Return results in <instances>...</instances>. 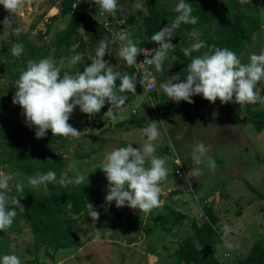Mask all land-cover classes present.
I'll return each mask as SVG.
<instances>
[{"label":"rangeland","instance_id":"obj_1","mask_svg":"<svg viewBox=\"0 0 264 264\" xmlns=\"http://www.w3.org/2000/svg\"><path fill=\"white\" fill-rule=\"evenodd\" d=\"M76 1L85 4V0ZM141 2L143 10L135 9L132 0H119L116 11H120L119 17L126 21L128 35L142 51L140 42L144 37L143 19L147 9L144 2ZM176 2L177 0H166L160 5L173 11ZM86 4L87 10L95 8L94 4ZM255 4H264V0H249V3L243 5L237 0L238 7L230 10L228 14L231 19L236 13L252 14L261 18L262 30L254 38L253 44L245 49L242 63L247 62L249 54L264 50V11L253 8ZM60 7L61 0H22V6L13 19L0 6V39L3 43H9L11 36L19 38L21 34L26 40L39 42V36H43L50 28L49 34L42 41L51 45L56 34L65 28L68 17L51 22V17L59 14ZM106 16L110 15L106 14L104 17ZM5 17L13 19V22L2 23ZM104 17H100L96 10L95 20L104 22L108 19L107 17L101 21ZM16 27L21 28L18 34L12 31ZM83 32L82 29L80 33ZM188 37L190 44L192 41ZM103 40L112 41L107 37ZM173 40L174 38L170 40L166 67L159 72L151 67L141 94L115 108L114 117L105 116L103 123L91 127L90 124H94L93 116L87 115L74 127L80 132L79 136L69 138L62 150L59 149V143H51L48 139L40 140L44 146H53L56 154L63 153L64 167L60 173L63 185L72 191H82L87 198L96 201L104 198L106 193L107 181L103 171L99 169L103 154L113 147L139 142L138 130L150 121H155L160 132L155 154L168 157V174L160 182V206L145 214L127 206L118 208L114 201L109 202L123 215H130L140 231H126V228L113 230L104 222L97 223L91 218L81 219L75 226H65L72 245L66 247L45 244L38 250L35 249L34 239L41 242L44 237L21 218L18 220L16 232H10L8 228L0 231L2 240L8 242L9 252L17 254L21 258V264H178L175 252L180 242L192 237L194 224L199 226L207 221V211H211L218 219L213 237L217 264H236L237 260L247 255L253 244L261 243L264 246V214L260 211L264 197V131H256L247 120L246 113L249 108L264 111V106L241 105L239 117L234 118L217 99L193 118L178 113L163 114L164 106L174 102L160 88L161 83L176 82L178 76L169 74L172 58H176L177 64L182 68L191 59L187 57L190 58L187 60L183 56L181 49L184 46L181 42H177L176 46ZM117 48L114 42L108 43L105 57L113 55L114 65L118 69L125 63L117 56ZM140 55L144 53L137 54ZM87 56L91 59L93 53L89 52ZM8 63L5 59L0 62V173L4 174L16 172L15 167L8 163L11 159V149L7 147L9 142L12 141L15 145L26 135L32 137L33 131L25 126L22 111L16 115L10 114V109L15 106L12 100L3 101L14 88L11 75L4 73L11 67ZM23 64L24 61L19 68L20 72L26 66ZM77 64L81 66H77V69L83 70V65L88 63L80 61ZM74 68L75 65L71 68L65 65L61 71L70 73ZM13 70L17 71L16 68ZM136 79L139 81L140 78L136 75ZM150 83L155 84L153 92L146 90ZM257 86L261 89L260 94L264 96V86ZM103 107L107 110L109 105L105 103ZM76 111H79L78 107L71 114ZM129 120L140 122V127H127L128 124L117 126ZM86 121L90 123L88 126L84 124ZM104 140L107 141L103 143ZM169 141L174 150L169 147ZM197 142L209 145V154L214 158L216 167L209 171L202 164L199 166V176L187 177L188 170L194 167L190 153ZM100 146L102 147L98 149ZM132 146L137 147L134 143ZM92 148H97L98 151L87 159L80 160L74 155L75 152L88 153ZM177 159L180 165L176 164ZM81 173L88 175L87 180L80 185H74L72 178ZM15 179H21V175L18 173ZM14 182H10L11 193L15 190ZM225 223L233 229L225 237L233 244L230 250L224 247L219 232V228ZM231 252L232 256L227 257Z\"/></svg>","mask_w":264,"mask_h":264},{"label":"clouds","instance_id":"obj_2","mask_svg":"<svg viewBox=\"0 0 264 264\" xmlns=\"http://www.w3.org/2000/svg\"><path fill=\"white\" fill-rule=\"evenodd\" d=\"M94 4L100 17L115 14L119 7V0H85ZM241 5L249 0H239ZM0 6L14 19V14L22 6V0H0ZM133 7L143 10L141 0H136ZM176 13L171 23L165 24L155 31L150 39L157 47L153 49H138L134 40L126 33H114L113 41H118L117 56L128 66H142L144 74L136 79L137 72L129 75L119 71L115 65L103 59L108 43L99 41L94 50L90 63L83 65L82 71L73 73L61 71L65 65L69 68L81 61L79 53L55 60L51 51L43 58L29 59L18 78L13 81L15 91L12 103L18 105L24 117V124L34 131V137L43 138L46 130L52 135L77 138L80 134L67 121L74 108L83 114L93 116L107 103L109 108L104 112L106 117H114V109L125 104L127 97L121 93H135L137 83L143 84L147 80V66L155 71H161L162 64L168 56L174 31L181 25H195L197 16L187 0H177L173 7ZM8 17L2 23L13 22ZM15 34L21 28L12 29ZM192 42L181 49L184 57L205 48V41L200 39V33L192 29L189 31ZM24 51L23 44L15 41L11 43L10 55L19 57ZM54 51V50H53ZM138 53H144L141 62L136 61ZM115 69V70H114ZM185 75L175 83H161L160 88L166 97L174 102L185 101L193 103L191 97L200 95L210 103L219 99L223 103L240 105L259 104L264 106V96L257 82L264 84V50L251 53L247 62L242 63L238 55L223 47L207 46V51L192 56L186 64ZM119 81L117 84L116 82ZM151 85H147L150 87ZM139 142H130L120 147H113L103 154L99 169L103 171L107 181L104 201L113 202L116 207L127 206L147 214L153 208L160 206V182L168 174L167 156L156 155V147L160 132L155 121H150L138 130ZM179 139V136L177 137ZM136 144L137 147L132 145ZM169 147L173 148L171 141ZM174 150V148H173ZM190 159L194 167L188 170L187 177H196L201 174L200 165L209 171L216 167L214 158L209 154V145L197 142L192 147ZM176 164L180 165L179 160ZM18 173H0V231H4L12 224L13 218L24 207L19 203V196L11 194L10 182H14L16 193H21L27 186L32 189L47 191L49 184H63L57 179L56 173L48 170L43 174L28 175L23 179H15ZM88 176V175H87ZM84 174H76L71 182L80 185L87 180ZM26 182V183H25ZM87 216L96 221L99 213L94 205L86 204ZM230 225L222 224L219 228L221 240L226 249L233 244L225 237L232 231ZM0 264H21V258L13 253H0Z\"/></svg>","mask_w":264,"mask_h":264},{"label":"trees","instance_id":"obj_3","mask_svg":"<svg viewBox=\"0 0 264 264\" xmlns=\"http://www.w3.org/2000/svg\"><path fill=\"white\" fill-rule=\"evenodd\" d=\"M141 1L144 2L147 9V13L143 19L144 37L140 42V47L142 51H144L145 49H153L157 46L151 41L150 36L165 24L171 23L176 13L160 5L162 1L166 0ZM132 2L135 3L136 0H132ZM187 2L190 3L193 9L192 14L197 16V23L195 25L181 24L174 31L172 37L174 38L173 42L177 46V42L180 41L184 47H187L189 45V31L192 29L197 30L200 33V39L205 41V48L191 53L189 57L207 51V46L212 45L214 47L228 48L234 51L241 59L245 49L253 44L254 38L258 36L262 30L261 18L257 15L236 13L233 19L228 16L230 10H234L238 7L237 0H228L227 2L224 0H187ZM87 6L86 3L78 4L76 0H61L59 14L52 16L51 22L68 17L65 28L56 34V38L53 39L51 45L46 41H42L43 38L49 34L50 28L47 29L43 36H39V42L26 40L25 36L21 34H19V38L11 36L9 43H3L0 39V62L4 59L8 60V65L11 66L7 68L4 73L10 74L12 77L11 80L14 81L18 78L20 73L19 68L23 61V66H25L27 60L43 58L47 56L50 51L53 58L57 61H59L61 57H68L72 54L79 53L82 55V62L90 63V58L87 56L88 53L91 52L94 55V50L98 46L99 41L103 40L105 37L113 41V37H111L109 32L94 19L96 9L91 8L87 10ZM252 7L260 8L264 11V4H255ZM107 17L110 23L118 18L116 14ZM82 29L84 32L80 33ZM124 31L128 34L126 25H124ZM15 41L21 42L24 47V51L19 57H13L9 52L11 43ZM113 42L115 46H119L118 41ZM74 47L76 48L73 49ZM167 57H169V54ZM103 59L107 60L112 65L115 64L113 55H109V57L104 56ZM189 59L190 58H187V60ZM166 64L165 60L161 69L166 67ZM77 66L80 65L76 64L75 68L71 70L70 73L77 70L82 71V69H80L81 66L79 69H77ZM12 68H16L17 71L15 72ZM118 70L127 72L129 75L135 74L134 67L126 64L119 66ZM169 74L178 76L177 81L182 80L185 75V69L180 67L179 63L177 64L176 58H172ZM146 82L147 81H145V83ZM116 83L118 84L119 81ZM14 91L15 89L13 88L8 92L3 101L7 102V100H10ZM142 91L143 84L137 83L135 93L125 92L121 93V95H125L127 101L135 98L141 94ZM192 101L193 103L191 104L187 102L168 103L163 108V114L172 115L178 113L184 117L193 118L198 112L213 104V102L210 103L200 95H195ZM223 105L230 111L232 117H239L241 113L240 104L226 102L223 103ZM20 111V107L15 105L13 109H10V114L16 115ZM105 111H107L106 108L102 107L97 114H93L94 124H90L87 121L84 122V124H86V126L90 124L91 127H94L96 124L103 123L105 118L103 114ZM246 113L248 115L247 120L254 126L255 130L258 132L264 131V111L249 108L246 109ZM86 116L87 114L76 111L75 114H70V118L67 122L72 127H75L78 126L81 120ZM142 120L143 119H141V121ZM124 125H127V127L132 126L139 128L140 122L129 120L117 124L118 127H123ZM32 137H34V131H32ZM32 137L26 135L24 139H20L15 145L12 141L9 142L7 146L11 149V159L8 161L9 165L15 167V173L21 175V180L25 176L35 175L36 173L43 174L48 170L54 171L57 179H60V173L64 167L63 153L59 152L56 154V150L52 148L53 146H44L40 143V140L48 139L51 143H59V149L62 150L69 137L52 135L50 131H46L43 138L37 139ZM106 141L107 140H104L103 143ZM101 147L102 146L98 149ZM98 149L92 148L88 153L75 152L74 155L80 160L87 159L95 154ZM81 192L82 191L78 192V190H69L63 184H49L46 192L32 189L27 186L21 193H16L14 190L11 194L19 196V203L23 205L24 210L22 212H17L8 231L16 232V227L19 223L18 220L23 218L41 235V237H44L41 242H39L37 238L34 239L36 250H38L41 245L45 244L70 246L73 242L67 234L65 226H75L81 219L85 220L91 218L87 216V203L94 205L96 211L99 213L96 220L97 223L104 222L113 230L126 228V231H140L130 215H123L109 202L106 203L104 198H98L96 201H92ZM262 200L263 205L260 211L264 214V197H262ZM217 223V217L211 211H207V221L202 225L198 226L194 224L192 226V237L180 242L179 248L175 252L178 264H217L216 250L213 244V237L216 234L215 226ZM1 237L2 236H0V253H9L8 242L2 240ZM232 253L233 252L228 254L227 257L232 256ZM236 264H264V246L261 243L253 244L247 255L237 260Z\"/></svg>","mask_w":264,"mask_h":264},{"label":"built area","instance_id":"obj_4","mask_svg":"<svg viewBox=\"0 0 264 264\" xmlns=\"http://www.w3.org/2000/svg\"><path fill=\"white\" fill-rule=\"evenodd\" d=\"M99 23L102 25V27L105 30H107L109 32L111 37H113L114 33L125 32L124 31V25H126V21L123 18L118 17V18L115 19V21H113L111 23H110V21L108 19L106 21H104V22H99ZM143 59H144V55L136 57V61L137 62H141ZM133 67H134L135 73L138 71V69L140 70V73L137 72V76L140 78V76L144 74V68L142 66H135V65ZM150 69H151V66H147V73L148 74L150 72ZM143 84H145V82ZM257 84L259 86H264V84H262L259 81H258ZM149 85H151V86L150 87H146V90L148 92H153L155 90V85L153 83H150Z\"/></svg>","mask_w":264,"mask_h":264},{"label":"crops","instance_id":"obj_5","mask_svg":"<svg viewBox=\"0 0 264 264\" xmlns=\"http://www.w3.org/2000/svg\"><path fill=\"white\" fill-rule=\"evenodd\" d=\"M85 3H86V2H85ZM115 14H116V16H118V17L121 15V13H120V11H119V10H118V11H116V12H115ZM105 18H107V16H106V17H104V18H103L101 21H103Z\"/></svg>","mask_w":264,"mask_h":264}]
</instances>
